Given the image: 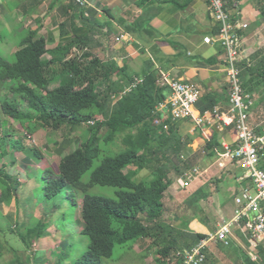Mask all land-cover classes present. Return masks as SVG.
Masks as SVG:
<instances>
[{"label":"trees","instance_id":"trees-1","mask_svg":"<svg viewBox=\"0 0 264 264\" xmlns=\"http://www.w3.org/2000/svg\"><path fill=\"white\" fill-rule=\"evenodd\" d=\"M223 2L234 18L247 0ZM251 3L257 16L264 18V0H251ZM75 44L76 39L73 38L47 51L46 41L29 32L14 52L13 62L0 54V84L11 82L9 94L0 101V204L13 196L18 198L20 194V183L6 171L2 158L11 156L10 167L15 170L20 161L13 152L25 154L22 168L19 169L21 173L30 166L26 165L27 162L32 160L37 165L42 160L37 148L27 147L21 140L17 141L18 148L11 147L12 135L2 131V115L22 125H30L32 130L35 124L53 131H58L64 125L73 130L86 124L88 134L74 150L59 158L57 172L49 168L38 170L42 172V179L38 182L40 187L35 188L42 191L39 202L48 208L39 218L31 216L32 223L25 227L23 233L17 234L25 251L32 252L33 243L48 235L47 230L55 223L51 214L58 210L57 198L63 194L64 203L71 212L56 216V221L64 225L66 221L71 223L78 220L81 224L78 230L88 240L85 252H76L72 263L66 259L65 264L119 261V255L116 260L112 258L115 248L128 246L131 249L138 239L160 237L166 244L158 249L157 254L161 258L155 259V263L168 264L177 251L191 248L206 236L188 231V224L195 215L187 212L185 207L183 212L175 210L171 217L165 218L171 223L163 221L166 213L163 198L173 181L161 175L158 169L164 163L174 165L172 158L178 157L183 150V141L175 134L176 127L171 122H166L168 131L152 124L158 116L156 107L166 98L165 89L156 85V78L152 74H145L135 87L111 106V95L131 87L135 79L125 77V83L113 82L112 76L117 69L115 64L89 54L78 59L71 57ZM46 53L50 55L49 59H43ZM251 61L246 59L239 64L243 89L249 94L264 84V62L254 65ZM97 118H101V121L89 124L90 120ZM134 129L135 134L127 133ZM151 129H158L159 133L153 136ZM103 130L107 132L104 136L101 135ZM120 135H123L124 149L117 153L105 151L104 148L114 144ZM214 146L219 148L216 137L205 148ZM260 153L264 154V149ZM101 155L100 164L84 182L83 176ZM150 164L157 167L152 178L139 180L138 171ZM131 165H135L136 170L125 172L124 169ZM189 166L185 162L176 167L177 176ZM96 186L115 188V198L89 195L88 191ZM16 215H6L12 233V226L17 225ZM59 254L52 264H62L61 255L67 257L62 252ZM258 254L264 264V244L258 247ZM208 260L207 251L203 264ZM4 264L24 262L16 258Z\"/></svg>","mask_w":264,"mask_h":264},{"label":"crops","instance_id":"crops-1","mask_svg":"<svg viewBox=\"0 0 264 264\" xmlns=\"http://www.w3.org/2000/svg\"><path fill=\"white\" fill-rule=\"evenodd\" d=\"M83 1L81 6L75 0H0V39L15 52L29 32L46 41L47 51L75 38L71 57L78 59L89 54L115 64L113 82L125 83V77L141 80L145 74H152L156 85L165 89L167 98L166 80L182 79L194 82L201 89L196 110L227 108L229 87L225 78L224 50L219 45L203 42L204 37L213 36L217 31L209 13L208 0ZM237 13L248 23L242 33V60L252 59L254 65L260 64L264 62V18L257 16L249 2L244 3ZM49 58L48 53L43 55V59ZM251 96L253 104L249 123L262 134L264 84L252 91ZM171 124L183 141V150L179 159L177 157L179 165L188 162L189 168L198 167L203 171V175L188 186L193 188L189 189L190 196L177 200L183 201L187 211L195 215L188 224V231L208 236L233 216L235 196L251 186L248 180H241L242 172L235 164L225 161L223 168L218 166L223 161L220 154L227 147L235 146L236 136L229 127L201 133L194 130L190 120ZM213 137L218 139L219 148L206 149ZM76 141L71 140L74 144ZM19 154L18 168L21 169L25 154ZM260 155L262 163L264 154ZM40 164L35 165L31 160L26 165L37 167ZM160 173L168 176L169 170L161 168ZM166 194L163 198L165 215ZM173 214L171 211L169 215ZM237 231L241 232L235 229L232 240L242 244L243 238L249 248L245 234L241 232L242 238L239 239ZM48 237L32 245L33 253L26 251L32 254L31 264H52V258L62 245ZM41 248L45 254L37 258L34 254Z\"/></svg>","mask_w":264,"mask_h":264},{"label":"built area","instance_id":"built-area-1","mask_svg":"<svg viewBox=\"0 0 264 264\" xmlns=\"http://www.w3.org/2000/svg\"><path fill=\"white\" fill-rule=\"evenodd\" d=\"M208 1L209 13L217 25V32L213 36L204 37L203 42L207 45H219L224 50L225 78L229 87L227 108L198 111L195 105L202 95L200 87L194 82L168 79L166 83L169 95L156 107L158 116L153 119L152 124L167 130L166 122L190 120L194 130L201 133L209 129L220 131L224 127L231 128L236 136L235 146L227 147L220 154L223 161L219 162L218 166L223 168L225 161L235 164L242 172L241 180H248L251 186L235 196L236 208L230 219L223 221L214 233L196 245L174 254L176 264H203L207 249L212 244L229 246L235 229H240L245 234L251 260H258V247L264 244V168L260 157V150L264 148V127L262 134H259L249 123V111L253 101L251 94L243 89L239 65L242 61V33L248 23L243 21L238 13L232 18L225 9L223 0ZM75 2L84 5L83 0ZM138 82L139 80L135 79L131 87L111 95V104L117 103ZM97 121H101V118L90 120L89 124L94 125ZM202 175L201 169L190 167L177 177L176 183L181 189H186Z\"/></svg>","mask_w":264,"mask_h":264},{"label":"rangeland","instance_id":"rangeland-1","mask_svg":"<svg viewBox=\"0 0 264 264\" xmlns=\"http://www.w3.org/2000/svg\"><path fill=\"white\" fill-rule=\"evenodd\" d=\"M249 4L252 6L251 0H247ZM0 52L2 56L13 62V50L8 48L7 45L0 39ZM11 82H6L4 84H0V101H2L3 96L8 95L10 92ZM2 119L4 122L2 131L8 133L11 136L12 143H10L11 147H17L18 140H21L25 146L35 147L42 154L41 164L37 167L28 166L27 170L24 172H19V168H15L13 170L10 167L11 164V156H4L2 158V163L6 169L8 170L13 177L20 183L19 191L20 194L18 198L13 196L10 200L0 204V264L9 263L12 260L18 258L19 260H23L24 264H31V252L25 251V246L21 242L20 238L17 234L23 233L26 226H29L32 223V217L39 218L43 216V210L48 208L46 206L44 208L43 202H39V199L42 196V191L37 190L35 187H40L39 180L42 179V172L39 169L49 168L55 172H57V163L60 157L66 155L68 152L74 150L77 147L78 142L82 141L84 137L88 134V125L83 124L75 129L71 130V128L67 125L62 126L58 131H53L49 129H42L37 124L33 125L34 130L31 129L30 125H22L17 121H13L9 117H5L2 115ZM131 132L135 134L136 130L127 131V133ZM152 135H156L159 133L158 129H151ZM107 132L105 130L102 131L101 135H105ZM76 139V143L74 144L71 140ZM123 135L118 136L114 144H110L105 147V151H109V153H117L124 149L122 143ZM68 141H70L68 143ZM15 156H20L18 151L13 152ZM103 155L98 160H95L91 170H89L84 176L83 181L87 182L90 176V172L96 168L102 159ZM173 164L164 163L162 164L158 170L161 168L167 167L169 170L168 177L173 181L171 187L168 190V193L165 197V204L167 207V215H165L163 221L165 223H171L165 220L166 217H171V211L180 210L183 212L185 210L184 202H179L177 199H181L184 196H190V190L193 188L187 187L186 189H181L176 183V167H180L179 160L177 156L172 158ZM179 165V166H178ZM182 166V165H181ZM157 169L155 164H150L146 166L143 170L138 171L139 180H150L152 178V173ZM132 170H136L135 165L128 166L124 169L125 172H129ZM38 171V172H37ZM37 172V173H36ZM26 176H28L26 178ZM29 183V184H27ZM42 186V185H41ZM115 188L111 187H100L96 186L88 191L89 195H97L108 198H115ZM58 201H63L62 203ZM65 197L63 194H60L57 198L58 210L53 212L51 215L53 216V221L50 225L48 231V238H52L51 241L59 242L62 246L60 250L57 251V255H55L52 260L60 255L59 253H64L67 255L65 258L63 255L60 256V260L62 264L66 263V259L72 261L75 259L76 252L84 253L86 250V245L88 240L86 237L82 236L78 230V226H81L78 220H75L71 223L66 221L64 225L60 224L58 220L56 221V216H60L62 213L71 212V209L67 207L64 203ZM196 211V207L193 208ZM187 211V210H186ZM188 212V211H187ZM198 212V211H197ZM9 213L17 214L15 222L17 225H13L12 229L14 232H10V220L6 215ZM68 220V219H67ZM76 224V225H75ZM213 230H215V225H212ZM236 236L242 238L241 232L237 231ZM242 244L235 243L231 240L229 246L222 247L217 244H212L209 247L208 255L209 260L206 264H262L260 258L256 260V262L252 261L248 256V247L246 246V242L242 238ZM36 242L33 244L35 245ZM73 244V246H71ZM166 242L160 238L155 239H138L133 245L131 249H128V246L123 248H115V252L113 254V260H116L117 256H121V259L115 262H106V264H156L155 259L161 258L160 255L157 254L158 249L164 246ZM43 245V244H42ZM37 248V246H35ZM16 251V253L14 252ZM183 251V250H182ZM45 254V250L42 248L39 249L38 253L34 254L38 258ZM30 255L28 258L27 256ZM37 264V263H36ZM168 264H176L174 257H171Z\"/></svg>","mask_w":264,"mask_h":264}]
</instances>
